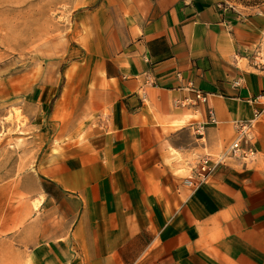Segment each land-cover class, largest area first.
<instances>
[{"label": "crops", "instance_id": "obj_1", "mask_svg": "<svg viewBox=\"0 0 264 264\" xmlns=\"http://www.w3.org/2000/svg\"><path fill=\"white\" fill-rule=\"evenodd\" d=\"M91 18L95 123L0 173V264H264V174L215 163L264 91V0H101Z\"/></svg>", "mask_w": 264, "mask_h": 264}, {"label": "rangeland", "instance_id": "obj_2", "mask_svg": "<svg viewBox=\"0 0 264 264\" xmlns=\"http://www.w3.org/2000/svg\"><path fill=\"white\" fill-rule=\"evenodd\" d=\"M100 5L0 0V173L32 168L50 142H80L95 123L96 111L86 105L102 74L91 20ZM255 142L254 159L238 161L264 174V116Z\"/></svg>", "mask_w": 264, "mask_h": 264}, {"label": "built area", "instance_id": "obj_3", "mask_svg": "<svg viewBox=\"0 0 264 264\" xmlns=\"http://www.w3.org/2000/svg\"><path fill=\"white\" fill-rule=\"evenodd\" d=\"M223 9L235 10L234 5L223 3L219 5ZM251 65L258 69L264 70V48H253L250 56ZM240 80L237 79L234 85L238 86ZM195 98L198 100L205 101L206 94L195 91ZM251 102L254 105L253 113L249 118H244L233 122L232 126L234 129V135L228 145L225 147L221 154L215 156V163L224 162L226 158H233L241 160L243 162L252 161L257 154L256 142H255V128L260 119L264 116V91L260 92L256 96L252 97ZM184 105V103L180 102ZM209 117L212 122H215V115L212 109L208 111ZM203 125L196 126V132L201 133ZM211 160L209 155L204 156L199 161L200 171H211L213 165L210 164Z\"/></svg>", "mask_w": 264, "mask_h": 264}]
</instances>
